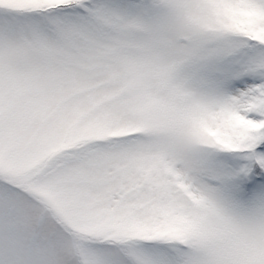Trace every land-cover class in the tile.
I'll list each match as a JSON object with an SVG mask.
<instances>
[{
	"label": "snow or ice",
	"instance_id": "obj_1",
	"mask_svg": "<svg viewBox=\"0 0 264 264\" xmlns=\"http://www.w3.org/2000/svg\"><path fill=\"white\" fill-rule=\"evenodd\" d=\"M0 264H264V0H0Z\"/></svg>",
	"mask_w": 264,
	"mask_h": 264
}]
</instances>
